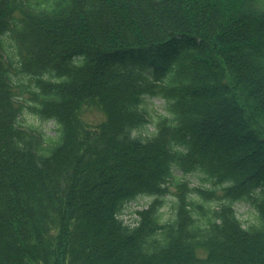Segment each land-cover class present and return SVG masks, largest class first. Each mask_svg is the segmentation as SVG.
Segmentation results:
<instances>
[{
  "label": "trees",
  "instance_id": "1",
  "mask_svg": "<svg viewBox=\"0 0 264 264\" xmlns=\"http://www.w3.org/2000/svg\"><path fill=\"white\" fill-rule=\"evenodd\" d=\"M0 264H264V0H0Z\"/></svg>",
  "mask_w": 264,
  "mask_h": 264
},
{
  "label": "rangeland",
  "instance_id": "2",
  "mask_svg": "<svg viewBox=\"0 0 264 264\" xmlns=\"http://www.w3.org/2000/svg\"><path fill=\"white\" fill-rule=\"evenodd\" d=\"M152 103H153V106L155 109H157V108L163 109V103L164 102L162 100L153 99ZM27 119L28 120H34V117L32 115L28 114ZM41 125L46 130V132H48L51 135H55V130H54L53 124H51L49 122L42 121ZM199 185H200V181L196 177H192L191 182H190V186L195 187V186H199ZM172 191L174 192L175 190L172 189ZM172 197L173 196H168L166 200H168L169 203H171V200L173 199ZM149 203H150L149 198H139L138 200L131 202L127 206V209L125 210V215L123 216V218L128 222H132L133 219L137 215L136 213L138 211L146 209L147 206L149 205ZM235 210L238 214V217L240 218V220L245 225H250L256 221V210L249 203L239 202L235 205ZM164 211H166L167 217H169L173 212L172 209L170 208V206H168L167 208H164Z\"/></svg>",
  "mask_w": 264,
  "mask_h": 264
}]
</instances>
